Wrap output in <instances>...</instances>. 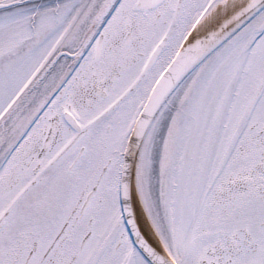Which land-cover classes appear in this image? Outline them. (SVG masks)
<instances>
[{
  "label": "snow or ice",
  "instance_id": "6c2138e0",
  "mask_svg": "<svg viewBox=\"0 0 264 264\" xmlns=\"http://www.w3.org/2000/svg\"><path fill=\"white\" fill-rule=\"evenodd\" d=\"M0 264H264V0H0Z\"/></svg>",
  "mask_w": 264,
  "mask_h": 264
}]
</instances>
